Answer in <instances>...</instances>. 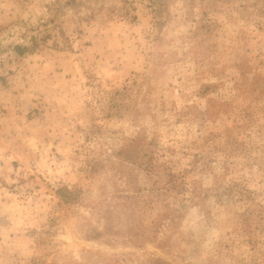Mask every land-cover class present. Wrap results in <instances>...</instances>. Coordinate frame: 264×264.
I'll return each mask as SVG.
<instances>
[{
  "label": "rangeland",
  "instance_id": "1",
  "mask_svg": "<svg viewBox=\"0 0 264 264\" xmlns=\"http://www.w3.org/2000/svg\"><path fill=\"white\" fill-rule=\"evenodd\" d=\"M0 264H264V0H0Z\"/></svg>",
  "mask_w": 264,
  "mask_h": 264
}]
</instances>
